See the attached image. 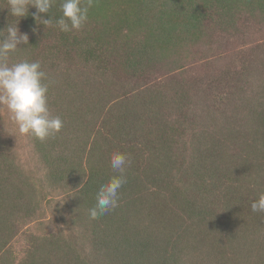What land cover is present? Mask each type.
I'll use <instances>...</instances> for the list:
<instances>
[{
	"label": "trees",
	"instance_id": "trees-1",
	"mask_svg": "<svg viewBox=\"0 0 264 264\" xmlns=\"http://www.w3.org/2000/svg\"><path fill=\"white\" fill-rule=\"evenodd\" d=\"M59 4L46 27L0 0V40L28 36L7 63L40 62L64 122L40 141L0 106V264H264V0H94L68 33Z\"/></svg>",
	"mask_w": 264,
	"mask_h": 264
},
{
	"label": "clouds",
	"instance_id": "clouds-1",
	"mask_svg": "<svg viewBox=\"0 0 264 264\" xmlns=\"http://www.w3.org/2000/svg\"><path fill=\"white\" fill-rule=\"evenodd\" d=\"M10 14L13 17H24L30 6L35 7L36 21L46 27L53 25V18L44 19L40 13H48L57 0H7ZM94 0H60L62 15L55 20L60 31L68 33L79 31L88 20L89 9ZM38 23V24H39ZM18 28L7 26V36L0 40V106L6 107L10 119L18 126L21 135H31L44 141L58 134L64 122L60 116H52L47 103L49 85L43 81L47 74L41 70L39 61H21L9 65V53L14 52L20 43L28 44V36L19 34ZM2 32V31H0ZM127 153L115 151L110 155V166L114 175L99 187L96 203L91 207L89 216L97 219L118 207L119 189L126 183V168L130 165ZM251 211L264 213V192L251 203Z\"/></svg>",
	"mask_w": 264,
	"mask_h": 264
},
{
	"label": "rangeland",
	"instance_id": "rangeland-1",
	"mask_svg": "<svg viewBox=\"0 0 264 264\" xmlns=\"http://www.w3.org/2000/svg\"><path fill=\"white\" fill-rule=\"evenodd\" d=\"M263 37H255V36H252L251 38H247L246 36L242 37L239 41H238V47L239 48H243L245 46H251V45H254V42L257 43H260L262 42ZM260 41V42H259Z\"/></svg>",
	"mask_w": 264,
	"mask_h": 264
}]
</instances>
